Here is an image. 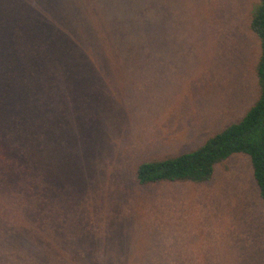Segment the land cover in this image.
Listing matches in <instances>:
<instances>
[{
	"label": "rangeland",
	"instance_id": "374dc122",
	"mask_svg": "<svg viewBox=\"0 0 264 264\" xmlns=\"http://www.w3.org/2000/svg\"><path fill=\"white\" fill-rule=\"evenodd\" d=\"M258 1L154 0L121 53L42 69V116L0 117L13 155L0 163V264H264L246 154L203 182L135 177L254 102Z\"/></svg>",
	"mask_w": 264,
	"mask_h": 264
},
{
	"label": "trees",
	"instance_id": "16d2710c",
	"mask_svg": "<svg viewBox=\"0 0 264 264\" xmlns=\"http://www.w3.org/2000/svg\"><path fill=\"white\" fill-rule=\"evenodd\" d=\"M153 2L0 0V117L7 111L20 116L21 109L27 108L28 118L38 120L42 116V69L92 67V57L121 53L127 48L125 40L151 25ZM249 28L259 43L254 102L237 120L212 132L195 148L140 162L135 169L139 183L207 181L215 164L243 153L250 159L264 203V0L251 13ZM42 55L47 62H42ZM77 57L83 61L77 63ZM1 133L0 163L13 156L8 151L10 141Z\"/></svg>",
	"mask_w": 264,
	"mask_h": 264
}]
</instances>
